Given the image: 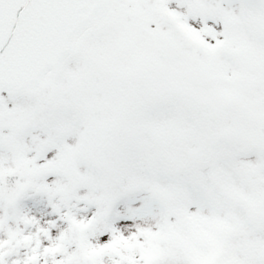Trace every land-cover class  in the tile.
Instances as JSON below:
<instances>
[{
  "label": "snow or ice",
  "instance_id": "6c2138e0",
  "mask_svg": "<svg viewBox=\"0 0 264 264\" xmlns=\"http://www.w3.org/2000/svg\"><path fill=\"white\" fill-rule=\"evenodd\" d=\"M0 264H264V0H0Z\"/></svg>",
  "mask_w": 264,
  "mask_h": 264
}]
</instances>
